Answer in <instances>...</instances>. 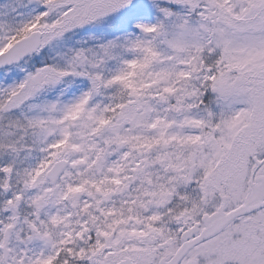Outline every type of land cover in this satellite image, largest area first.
<instances>
[{"label": "snow or ice", "instance_id": "obj_1", "mask_svg": "<svg viewBox=\"0 0 264 264\" xmlns=\"http://www.w3.org/2000/svg\"><path fill=\"white\" fill-rule=\"evenodd\" d=\"M0 264H264V0H0Z\"/></svg>", "mask_w": 264, "mask_h": 264}]
</instances>
